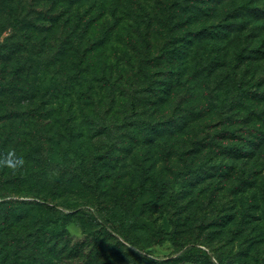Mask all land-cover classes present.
<instances>
[{
  "label": "trees",
  "instance_id": "1",
  "mask_svg": "<svg viewBox=\"0 0 264 264\" xmlns=\"http://www.w3.org/2000/svg\"><path fill=\"white\" fill-rule=\"evenodd\" d=\"M12 1L0 0V16L6 7L10 6L8 13L14 10ZM185 1L188 0H38L42 8L36 18L38 34L28 26L21 36V29L17 28L0 43V264H131L127 262L129 252L122 251L121 242L107 231V237L97 236L87 256L84 245L63 244L61 239L67 236L58 227L77 217L83 209L79 207L92 206L97 212L95 215L88 211L89 228L97 220H104L111 231L132 243L134 240L126 234L132 228L131 222L126 221L130 218L105 211L126 203L141 206L145 213L171 207L173 198L170 205L157 204L167 196V183L155 197V204L146 200L149 190L144 189L149 181L156 182L164 173L158 167L164 162V151L171 147L167 137L177 136L171 145L181 148V153L173 158L193 166L192 169H205L217 155L220 148L208 149L206 145L208 128L187 131L189 127L195 129L194 122L172 129L167 135V131L156 130L149 121L136 126L133 120L140 107V113L145 115L155 105V101L138 102L137 94L145 89L149 93L146 84L151 70L162 67V63L153 64L158 56H152L156 49L154 38L167 26L161 17L166 15L173 22L180 19L183 10L175 14L166 11L173 8V13ZM165 4L167 8L162 7ZM250 4H246L247 9ZM11 20H0V33L4 28L1 24L13 25ZM34 33V59L44 63V69L46 65L50 68V76L46 70L44 77L39 76L40 72L30 64L32 58L23 56ZM244 58L243 53L238 54L236 62L241 63ZM260 62H264V54ZM259 69L255 68L254 73ZM170 92L159 99V105L170 100ZM222 108L229 113L227 106ZM256 124L260 134H264V120ZM256 143L253 147L248 143L243 149L234 148L228 156L229 166L220 171L212 168L211 173L192 185L201 187L197 189L199 195L208 180L229 186L228 193L219 194L220 199H209V206H214L217 213L228 203L235 206L233 216L212 234L225 239V246L244 247L237 256L239 264H264V135ZM49 155L55 165L50 169L46 165ZM169 155L170 152L168 159ZM103 160L112 164L104 165ZM104 169L111 173L104 175ZM126 169L129 171L124 174ZM101 176H109L103 185ZM93 190L95 194L90 195ZM199 197L197 203L202 201ZM57 206L72 211L63 217L64 211ZM53 210L52 214L61 221H44L43 211L48 214ZM124 226L127 228L122 232ZM146 228L140 233L148 238L161 234L154 232L151 224H145ZM133 237L138 238L136 234ZM181 258L171 264H182Z\"/></svg>",
  "mask_w": 264,
  "mask_h": 264
},
{
  "label": "rangeland",
  "instance_id": "2",
  "mask_svg": "<svg viewBox=\"0 0 264 264\" xmlns=\"http://www.w3.org/2000/svg\"><path fill=\"white\" fill-rule=\"evenodd\" d=\"M247 3H251V8L247 9ZM10 4L13 5L14 10L8 13L10 6L3 9L5 14L0 16V20L5 19V22H10L12 19L14 24H1L4 28L0 33V43H4V40L17 28L21 29L18 31L21 36L28 26L34 32L38 31L39 22L36 18L42 9L38 5V0H14ZM178 6L180 8L173 13V8L166 12L175 14L183 10L182 17L173 22V20L168 21V16L163 15L161 19L167 21V26L165 25L160 36L156 35L154 38L156 49L152 56L158 57L154 58L153 64L158 66L162 63V67H153L151 70V78L146 84L149 86L150 90L147 89L149 93L147 94L145 89L143 93L137 94L138 102L155 101V105L149 107L145 115L140 113V107L139 114L133 120L136 126H144L145 121H149L156 130L167 131V135L171 134L172 129L179 130L183 124L189 121L194 122L195 129L189 127L187 131L194 132L201 128H208L211 136H208L206 140L208 149L211 146H214L216 150L220 149L216 151L217 155L207 162L205 169H192L193 166H185L179 163L177 158H173L174 155L181 153V148L171 145L177 136L175 138L166 136L169 140L167 144L171 147L167 152L164 151V162L158 167V171L163 168L164 173L155 180L156 182L149 181L144 189L149 190L146 193V200L155 204L157 203L155 197L159 195L163 184L167 183L169 189L167 196H164L163 201L157 204H166L173 198L171 207L164 206L158 212L147 210L145 213L141 206L126 203L119 204L118 209H112L114 207L106 209V213L115 212L118 216L125 214L127 218H130V221H126L128 224L131 222L132 228L126 234L134 240L132 243L121 234L111 231L104 220H97L89 228L88 211L95 215L97 211L92 206L79 207L78 209L83 208L79 215L68 224L60 225L58 229L65 230L61 231L67 236L61 239L65 245L68 244L69 247L84 245V254L87 256L97 236L104 238L110 233L117 242H121V250L129 252L127 262L131 264H156L155 262L164 263L165 260V264H171L173 260L181 257L186 259L181 258L182 264H193L195 261L202 264H239L237 256L244 247L225 246V239L214 238L212 234L226 224L230 216H233L235 206L228 203L222 206V211L217 213L216 209H213L214 206H209V199L214 200L215 197L220 199L219 194L228 193L229 186L223 184L222 187V185H216L214 179L212 182L208 180L202 184V187L206 186V188H203V194L199 195L198 191L201 187L195 188L192 185L202 176L211 173L212 168L213 171H220L224 166H229L231 160L228 156L233 154L234 148L241 146L243 149L248 143L253 147L257 144L258 138L264 135L260 134V129H257L259 124H256L258 120H264V103L261 100L264 96V81H261L264 77V62H260L264 54V0H188ZM162 7L167 8V4ZM16 21H21L22 24H17ZM177 22L182 23L179 26L174 25ZM32 35L30 47L26 49L23 56L32 58L30 64L35 71L40 72L39 76L44 77L45 70L50 76V68L46 65L44 69L41 67L44 63L39 64L34 59L37 40L36 34ZM177 49H179L178 53L175 52ZM241 53L245 55V58L243 62L238 63L237 55ZM255 68L261 69L258 73H254ZM169 91H171L170 100L159 105V99L167 96ZM255 95L257 98L254 100ZM223 105L228 107V114L222 108ZM211 108L214 110L209 111ZM223 118L222 123L217 121ZM197 156L196 158H200L199 155ZM190 159H194V156L190 155ZM147 161L148 163L151 161L148 156ZM101 162L109 166L112 164L108 160ZM46 165L48 169L55 167L51 155L48 156ZM105 169L102 173L109 175L110 170L105 171ZM89 170L95 174L92 166ZM123 171L126 174L129 170ZM120 172L116 170V173ZM108 178L109 176H101V185ZM96 180L98 179L96 178L95 182ZM158 182L162 184L159 185ZM95 191L89 194H95ZM261 194L264 197L263 192ZM198 196L202 201L197 203ZM26 199L33 198L26 197ZM56 208L64 211L63 217L72 211L62 206ZM54 212L55 210L46 214V211H43L44 221L54 222L56 219L61 221L59 216L52 214ZM256 213L257 211L254 212ZM188 216L191 218L189 219ZM147 223L151 224L154 232H161V234L149 238L141 234L140 232L147 231L148 226L144 229ZM126 228L122 227V232ZM133 234H136L138 238L133 237ZM186 242L190 243L183 247Z\"/></svg>",
  "mask_w": 264,
  "mask_h": 264
}]
</instances>
